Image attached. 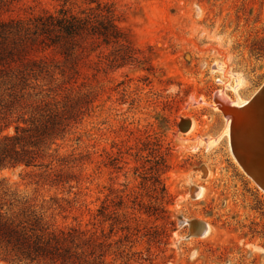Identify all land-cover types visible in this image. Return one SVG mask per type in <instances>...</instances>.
<instances>
[{
  "label": "rangeland",
  "instance_id": "rangeland-1",
  "mask_svg": "<svg viewBox=\"0 0 264 264\" xmlns=\"http://www.w3.org/2000/svg\"><path fill=\"white\" fill-rule=\"evenodd\" d=\"M100 1L134 59L110 67L121 50L107 44L87 58L78 84L88 110L48 150L71 161L53 162L70 181L37 184L41 170L24 165L0 180L54 228L112 243L107 264H264V191L234 158L217 105L221 88L237 101L264 84V0ZM63 2L14 0L7 15Z\"/></svg>",
  "mask_w": 264,
  "mask_h": 264
},
{
  "label": "trees",
  "instance_id": "trees-1",
  "mask_svg": "<svg viewBox=\"0 0 264 264\" xmlns=\"http://www.w3.org/2000/svg\"><path fill=\"white\" fill-rule=\"evenodd\" d=\"M14 0H0V170L19 165L41 170L38 184L70 181L54 161L58 147L88 110L90 93L78 84L87 58L115 45L110 67L128 64L134 48L112 4L89 0L79 11L68 0L27 17L7 15ZM121 52V54H120ZM14 123V133L2 132ZM112 243L80 227L54 228L0 180V261L9 264H107ZM122 252V251H121Z\"/></svg>",
  "mask_w": 264,
  "mask_h": 264
},
{
  "label": "water",
  "instance_id": "water-1",
  "mask_svg": "<svg viewBox=\"0 0 264 264\" xmlns=\"http://www.w3.org/2000/svg\"><path fill=\"white\" fill-rule=\"evenodd\" d=\"M231 111V112H230ZM231 113L232 149L242 169L264 191V84L243 107Z\"/></svg>",
  "mask_w": 264,
  "mask_h": 264
},
{
  "label": "bare ground",
  "instance_id": "bare-ground-1",
  "mask_svg": "<svg viewBox=\"0 0 264 264\" xmlns=\"http://www.w3.org/2000/svg\"><path fill=\"white\" fill-rule=\"evenodd\" d=\"M239 83V82H238ZM233 89H236V88H233ZM256 94V93H255ZM254 94V95H255ZM253 95V96H254ZM218 98H217V101L220 103V104H217V105H221L224 107V111L226 110V108L228 109V111L230 110V108H233V107H236V108H239V107H243L245 105H247L249 103V101L251 100V97L250 99H240V100H233L230 98V96L228 95V93L225 91V87L224 88H221L219 89L218 91ZM217 107V106H216ZM218 108V107H217ZM222 108V107H221ZM231 112V111H230ZM229 112V114L227 115L226 113V125H225V131H226V134L228 136V142H229V145H230V150L232 151L233 153V149H232V143L230 142V139H232V133H231V124H232V116H231V113ZM234 155V153H233ZM234 158L237 160V162L241 165V163L239 162V160L237 159V157L234 155ZM242 167V166H241Z\"/></svg>",
  "mask_w": 264,
  "mask_h": 264
}]
</instances>
